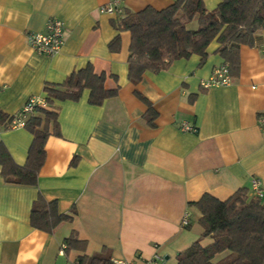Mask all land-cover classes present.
Instances as JSON below:
<instances>
[{
    "label": "crops",
    "instance_id": "0c3cea01",
    "mask_svg": "<svg viewBox=\"0 0 264 264\" xmlns=\"http://www.w3.org/2000/svg\"><path fill=\"white\" fill-rule=\"evenodd\" d=\"M109 1L0 0L2 114H17L31 98L45 100L46 85H60L87 66L105 76V90L117 91L100 106L88 103V90L76 102L54 101L59 136L45 141L36 186L6 183L0 167V264H77L84 255L176 264L193 242H212L201 237L192 206L204 194L226 201L244 189L255 199L251 183L258 180L264 206V30L254 47L240 48L229 86H200L225 64L216 40L203 63L193 55L165 71L145 72L134 85L128 78L130 33L116 31V18L99 12ZM202 1L213 12L222 0ZM174 2L123 0L122 7L160 11ZM52 18L64 24V46L52 58L37 57L27 36L42 33ZM117 37L118 51L110 52ZM135 93L156 114L152 125ZM184 124L196 131H182ZM32 142L26 129L0 126V147L15 165H25ZM39 197L56 202L59 214L74 210L72 221L51 234L33 229L30 213ZM186 215L189 224L182 227ZM71 235L85 242L83 253L65 251Z\"/></svg>",
    "mask_w": 264,
    "mask_h": 264
},
{
    "label": "trees",
    "instance_id": "16d2710c",
    "mask_svg": "<svg viewBox=\"0 0 264 264\" xmlns=\"http://www.w3.org/2000/svg\"><path fill=\"white\" fill-rule=\"evenodd\" d=\"M196 23V29L192 24ZM116 31L130 33L128 78L140 82L145 72L167 70L179 60L200 57L203 63L207 47L216 40V54L228 65L230 76L239 68L241 47H254L257 33L264 30V0H222L213 12H208L202 0H175L160 11L150 7L138 12H125L113 23ZM119 48V38L109 45L110 52ZM105 76L96 75L91 66L72 73L60 85H46L45 107L37 106L25 119L24 129L33 142L23 167L14 164L3 146L0 147L1 176L8 184L34 187L45 159V141L50 135L59 136L58 109L54 101H78L84 90L89 91L88 103L100 106L116 97L117 91L104 88ZM136 97L147 107L146 120L152 125L156 114L140 94ZM12 116L0 112V126L10 129ZM192 206L198 211L202 238L211 244L203 247L193 242L176 257V264H218L214 259L225 254L221 264H264V206L259 199L248 197L244 189L236 191L226 201L204 194ZM75 215L59 214L56 202L39 197L32 205L30 226L51 234L61 224L70 223ZM65 251H85L86 244L74 235L64 241ZM77 264H110L104 256H80Z\"/></svg>",
    "mask_w": 264,
    "mask_h": 264
},
{
    "label": "built area",
    "instance_id": "2783aa9c",
    "mask_svg": "<svg viewBox=\"0 0 264 264\" xmlns=\"http://www.w3.org/2000/svg\"><path fill=\"white\" fill-rule=\"evenodd\" d=\"M123 0H110L105 6L99 9L101 14L112 16L115 18L121 17L124 14L122 7ZM27 41L29 48L37 57L52 58L56 56L62 47L64 46V24L57 19H49L45 25L44 31L38 34H28ZM231 76L229 67L227 64H222L216 67L211 73L210 77L200 83L201 88L209 90L213 88L226 87L231 84ZM40 106L45 107L46 103L44 100H38L35 98L29 99L22 109L15 115L12 116V122L10 128H24L25 119L30 115L34 108ZM261 124L264 126V119ZM181 130L184 132H195L196 130L189 125H182ZM252 190L255 192L257 198L261 197L259 190L260 184L258 180H253L251 183ZM188 215H186L182 222V227H187ZM158 258L155 257L153 261L148 264H157ZM110 264H133L132 262L122 259H111Z\"/></svg>",
    "mask_w": 264,
    "mask_h": 264
},
{
    "label": "rangeland",
    "instance_id": "374dc122",
    "mask_svg": "<svg viewBox=\"0 0 264 264\" xmlns=\"http://www.w3.org/2000/svg\"><path fill=\"white\" fill-rule=\"evenodd\" d=\"M192 26L194 27L195 26V23Z\"/></svg>",
    "mask_w": 264,
    "mask_h": 264
}]
</instances>
